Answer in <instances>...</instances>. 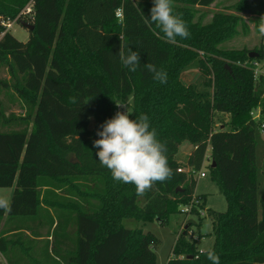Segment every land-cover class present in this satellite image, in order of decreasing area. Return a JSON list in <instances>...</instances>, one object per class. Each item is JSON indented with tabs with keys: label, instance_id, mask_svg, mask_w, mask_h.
Returning <instances> with one entry per match:
<instances>
[{
	"label": "trees",
	"instance_id": "obj_1",
	"mask_svg": "<svg viewBox=\"0 0 264 264\" xmlns=\"http://www.w3.org/2000/svg\"><path fill=\"white\" fill-rule=\"evenodd\" d=\"M29 1L0 0V15L14 18ZM214 1L174 0V11L182 14L190 32L189 38L177 37L175 43L163 39L162 33L156 35L155 25L145 22L152 0H32L34 28L27 40L10 32L2 36L0 63L30 110L23 117L29 119L26 125L0 130V187L14 185L10 210L0 208V220L5 213L34 216L42 204L57 218L49 220L45 236L50 239L39 250L32 240L21 243L27 254L35 253L32 261L155 264L157 239L149 231L143 234V228L125 227L123 219L166 222L193 198L199 204L190 213L199 214L205 197L194 192L196 173L209 148L208 166L226 201L224 211L205 209L214 233L211 248L220 264H264V183L256 152L260 131L250 115L260 103L264 122V78L255 80L249 67L237 64L254 59L249 57L253 51L257 59L264 58L263 45L253 50L220 48L237 34L242 19L237 12L249 3L239 0L236 13L217 11L203 23L196 8ZM258 12L264 15V5ZM129 47L140 53L136 72L122 67L119 59V50ZM146 63L163 69L167 83L155 81ZM191 68L199 70L212 91L201 92L196 82L181 81V73ZM0 84L6 85L2 80ZM116 103L133 112L130 119L147 114L167 147L173 175L143 196L133 184L113 180L93 147L99 126L117 112ZM221 115L228 117L224 123ZM217 122L223 128L215 127ZM184 141L193 149L181 162L177 153ZM56 189L65 190L61 197L68 199H55ZM73 193L83 203L71 201ZM20 232L16 236L23 235ZM186 233L184 229L178 235L167 264H211L195 240L185 239ZM10 239L0 232V252L8 264L15 247Z\"/></svg>",
	"mask_w": 264,
	"mask_h": 264
},
{
	"label": "rangeland",
	"instance_id": "obj_2",
	"mask_svg": "<svg viewBox=\"0 0 264 264\" xmlns=\"http://www.w3.org/2000/svg\"><path fill=\"white\" fill-rule=\"evenodd\" d=\"M239 0H217L213 6L209 7H197L198 10L197 16L201 15L202 22H208L213 14L217 11H228L236 13L234 9V5ZM249 7L242 11L237 12V14L242 18L241 24L238 26L237 34L228 42H224L220 48L229 49L233 47L242 48L245 50H253L261 47L264 44V37L260 36L258 32V20L262 16L258 11L263 10V5L261 0H248ZM10 33L20 41H26L29 35V31L25 29L21 24H14L13 28L10 30ZM181 81L185 84H192L196 82V88L199 91H212V87L208 86L204 83L203 77L200 78V72L196 68H191L185 70L180 75ZM0 80L5 81L6 85L0 84V108L3 111L4 116L0 117V130L8 131L14 128L23 127L26 125V122L29 120H24L23 117H26L30 108L29 105L22 100L13 90L11 83L12 80L9 76L8 69L5 65L0 63ZM127 106L125 104L121 105V109L119 111H127ZM129 109V108H128ZM218 118H221L224 121L227 120V115H221ZM217 118L216 121H219ZM30 124V123H29ZM28 124V126H29ZM220 122H217L215 127L223 128ZM257 161L259 162V179L261 184L264 183V133L260 132V139L257 143ZM193 146L188 141H184L179 146V150L177 153V159L181 162L186 160V156L192 151ZM74 162H77L78 159L74 156L70 157ZM203 164L201 167V171H203L206 176L205 177H197L196 176V185L194 192L197 195H203L205 197L204 200V208H211L216 211H224L226 210V201L223 194L220 192L216 181L213 179L211 175L210 167L208 166V161H211L210 158V150L207 149L204 156ZM78 183L83 186V180H79ZM85 189L86 187H82ZM9 191L7 187H0V199H5V193ZM65 190H60L61 194L64 193ZM68 193V192H67ZM62 199H68L58 196L57 200L62 201ZM71 201L81 202L83 203V199L75 195L71 194ZM92 203H97L96 200L91 199ZM182 206L180 207V209ZM205 209H200L199 214L190 213L184 214L181 212L172 214L168 217L166 222H160L158 219L153 218L150 221H138L134 218H125L123 219V224L127 228H143L147 232H151L155 239H157L156 246L153 247V250L156 255V263L155 264H167V261L173 257L172 248L176 242V239L180 233H184V228L187 227L189 230L186 233V240H195V244L197 249L205 250L212 246L214 240V233L212 228V222L207 215V211ZM74 212V211H73ZM74 227H69L68 235L69 240L66 242L68 245L71 244L69 241L73 237ZM4 234V231H0ZM197 238L194 239V237ZM199 235L201 237H199ZM16 234L13 236L15 237ZM11 244L14 248L11 249L13 251V255L19 254L17 256V260L19 263L15 264H38L35 261H32L30 256L35 253H28L23 250L22 246L16 247V241L13 242L11 238ZM43 243V242H41ZM22 245V244H21ZM21 247V248H20ZM36 252V251H35ZM3 255V254H2ZM27 256V257H26ZM5 259L0 256V264H6L7 260L5 255H3ZM182 257V256H181ZM30 260H29V259ZM41 259V257H37ZM6 260V261H5ZM34 262V263H33ZM9 264H14L12 260H9ZM48 264H53V262H49ZM55 264V263H54Z\"/></svg>",
	"mask_w": 264,
	"mask_h": 264
},
{
	"label": "clouds",
	"instance_id": "obj_3",
	"mask_svg": "<svg viewBox=\"0 0 264 264\" xmlns=\"http://www.w3.org/2000/svg\"><path fill=\"white\" fill-rule=\"evenodd\" d=\"M174 0H152L150 18L145 17L147 24L155 25L156 35L168 42L175 43L177 37L187 39L190 32L182 14L174 11ZM156 29L159 31L156 32ZM258 32L264 37V15L258 20ZM122 67L136 72L141 63L140 53L131 47L119 50ZM144 67L153 74V79L161 84L167 83V73L157 69L152 63ZM75 103V98H71ZM117 107L123 104L116 103ZM133 112L117 111L114 116L106 119L98 128L93 141L97 149L96 156L101 166L111 172L113 180L133 184L138 196L150 191L156 183H163L173 175L167 160V147L158 138L156 128L152 127L147 114H139L130 119ZM0 208L10 210L8 202L0 199ZM203 254L211 264H220V257L213 248L203 250Z\"/></svg>",
	"mask_w": 264,
	"mask_h": 264
},
{
	"label": "crops",
	"instance_id": "obj_4",
	"mask_svg": "<svg viewBox=\"0 0 264 264\" xmlns=\"http://www.w3.org/2000/svg\"><path fill=\"white\" fill-rule=\"evenodd\" d=\"M216 1L217 0H215L210 6H213ZM229 49H242V48L241 47L240 48H237V47L232 48L231 47ZM255 58H257V57H255ZM30 127H31V125H29V130H30ZM7 189L9 191H6L4 200H6L9 204L13 190H14V185L11 187H7ZM45 189H46V186H42V192ZM55 193H56L55 199H57L58 196L61 197V195H62L60 193V191L57 189L55 190ZM47 210H49V211H47ZM48 212H50L51 215H49ZM51 218H53L54 221L56 222L57 218L55 217L53 210L44 204H42V207L39 209L38 213L34 216L10 217V216L6 215V213H5L0 220V231L3 230L5 237H8V238L11 237L13 239V242L16 241V244H15L16 247H18V245L21 246L22 242H31V240H32V244L35 246V249L39 250L41 248V245H42L41 242H45L46 239H50V237L45 236V234H46L45 232L48 228V222ZM19 227H22V228H19ZM32 230L35 231L36 235H40V236L32 235L33 234ZM19 232L23 233V235H20V236L18 235V236L13 237L15 234L17 235V233H19ZM18 255L19 254H16V255L12 254L11 255V260L14 264L16 263L15 260L17 259ZM0 256L3 259H5L1 252H0ZM6 264H8V263L6 262Z\"/></svg>",
	"mask_w": 264,
	"mask_h": 264
},
{
	"label": "built area",
	"instance_id": "obj_5",
	"mask_svg": "<svg viewBox=\"0 0 264 264\" xmlns=\"http://www.w3.org/2000/svg\"><path fill=\"white\" fill-rule=\"evenodd\" d=\"M31 5H32V0H30L25 7L14 17V18H8V17H3L2 15H0V27L2 28L0 30V39L2 38V36L7 33L10 32V30L13 28L14 24H20L21 21H26L28 23H31L34 19V14L31 10ZM117 15L121 16V10H117ZM263 54H264V44H263ZM237 64H240L242 66L245 67H249L252 71H253V78L255 80L259 79L260 77L264 78V58L262 59H250L244 62H239L237 61ZM264 99V93L261 96V100ZM121 109V107L117 108V111H119ZM251 115V119L253 121H255L258 124L259 127V131L261 133H264V122L260 121L261 118V105L260 103L251 110L250 112ZM210 163V162H209ZM178 171H181V169L179 168ZM197 177H205L206 174L199 170L196 173ZM199 202L197 201V199H192L190 201V203L183 205L181 208V212L182 213H190L193 205H198ZM186 229V231L188 232L189 230H187V227L184 228ZM193 236V233H192ZM194 237V236H193ZM194 239L197 240L196 237H194ZM203 250H199V252H202Z\"/></svg>",
	"mask_w": 264,
	"mask_h": 264
},
{
	"label": "water",
	"instance_id": "obj_6",
	"mask_svg": "<svg viewBox=\"0 0 264 264\" xmlns=\"http://www.w3.org/2000/svg\"><path fill=\"white\" fill-rule=\"evenodd\" d=\"M20 24L25 28V29H27L28 31H32L33 30V28H34V26H33V24H31V23H28V22H26V21H21L20 22ZM249 57H258V52H250L249 53ZM226 66H227V68H229V66H228V64H226ZM212 166H214V163H212ZM176 190H181V188H179V187H177V189ZM143 234H147V231L146 230H143Z\"/></svg>",
	"mask_w": 264,
	"mask_h": 264
}]
</instances>
